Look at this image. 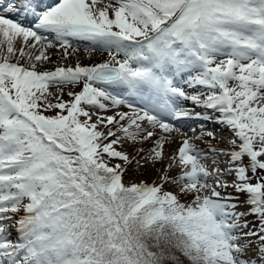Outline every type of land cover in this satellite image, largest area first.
<instances>
[{
	"label": "snow or ice",
	"instance_id": "obj_1",
	"mask_svg": "<svg viewBox=\"0 0 264 264\" xmlns=\"http://www.w3.org/2000/svg\"><path fill=\"white\" fill-rule=\"evenodd\" d=\"M81 48L107 58L65 63ZM207 123L225 148L198 145ZM252 244L264 260V0H0V264H253Z\"/></svg>",
	"mask_w": 264,
	"mask_h": 264
},
{
	"label": "rangeland",
	"instance_id": "obj_2",
	"mask_svg": "<svg viewBox=\"0 0 264 264\" xmlns=\"http://www.w3.org/2000/svg\"><path fill=\"white\" fill-rule=\"evenodd\" d=\"M20 46H21L20 43L17 42L16 47L19 48ZM52 51L54 53L53 60H56V57H57L58 53H55V50H52ZM19 55L20 54L17 53L16 56L13 57V62H15L16 58L19 57ZM89 56H91V58H89ZM106 58H107V53L100 52V51L97 50V51L92 52L91 54H89V53L85 52L83 48H81L79 52L74 53L72 56H70L68 58V60L65 61V63L74 64L77 60H79L83 64H91V63H94V62H97V63L101 62L102 60H104ZM26 62H27L26 58L20 59V63L26 64ZM48 67H51V65H48ZM64 97H67V95L65 94ZM108 114H111V113H108ZM94 119H95V117H94ZM188 135L193 137V138H195V137L200 135V132L198 134H195V135L191 134V133H189ZM218 136L222 137L225 140V142H226L227 138H231L232 137V134L230 136H228V137H225L222 134H219ZM205 142H206L205 144L207 146H209V144H211L212 146L217 147V148H222L223 146L226 145V143L225 144L224 143H219L217 140L209 139V138H208V140H205ZM150 146H151V142L149 141V142H146L143 145H137L136 147L137 148L142 147L145 150H147ZM178 147H179V140H177L176 144H173V145H171V146H169L167 148V153L169 155L174 154ZM125 149L128 151L130 156H137V158H139V156L137 155L136 151L132 147H129V146L125 145ZM170 153H172V154H170ZM142 154L143 153H141V155ZM208 155H209V159L206 160L205 163L211 164L212 163L211 153H209ZM226 159H227L226 157H219L218 158V160H221V161L226 160ZM168 162H171V161L170 160L165 161V163H168ZM245 163H247V159H245ZM221 165H223V163H221ZM161 168H162V165L161 164H157L155 166V168H153L151 166H147L146 169H141V170H139L137 172V171H134L135 165L133 164L132 166L129 167V171H128L127 175L130 177L129 181L135 180V181L138 182L140 179H146L149 182H152L154 179H156V177L158 175L157 169H161ZM179 172H180L179 168H174L173 170L170 171V175L177 176L179 174ZM166 187H171L172 190H175L174 186H166ZM229 190H232V189H229ZM181 199L182 200L183 199H190V197H181ZM247 208H248L247 205H242L238 209V211H246ZM244 219H247V220L251 221V223L249 224V227H252L253 224L257 223L256 218L254 216H251V215H248L246 217H242L241 218V222H243ZM247 230L248 229H243L241 231H247ZM16 235H17L16 232L13 231L12 232V238L15 239ZM251 239L254 240L255 237H252ZM246 255L249 256L247 258L248 260L253 261V264H264V260L261 259L260 254L258 253L256 244H252V246L245 253V256Z\"/></svg>",
	"mask_w": 264,
	"mask_h": 264
},
{
	"label": "bare ground",
	"instance_id": "obj_3",
	"mask_svg": "<svg viewBox=\"0 0 264 264\" xmlns=\"http://www.w3.org/2000/svg\"><path fill=\"white\" fill-rule=\"evenodd\" d=\"M195 110H196L197 112L205 111L204 109H201V108H196ZM216 115H218V114H216ZM191 123L193 124V126H195L197 122L193 121V122H191ZM199 123H203V121H201V122H199ZM207 128L210 129V130H212L213 132H217V133H219V134H223V135H225V137H228V136H230V135L232 134V133L229 131V129H228L227 127H223V126H222L221 124H219V123H207ZM185 131H187L188 134H189V133L194 134V133H196V132H200V129H199V128H196V131H195V132H190V131H188L187 127H185ZM194 139H195V138H194ZM178 140H179V139H178ZM205 140H208V139H207V138H204V139H202V140H196V142L198 143V145H199L200 147H202V148H204V149L207 150L208 146L205 144V143H206ZM222 143L225 144L226 142H222ZM225 147H226V145L223 146L222 148H225ZM170 154H172V153H170ZM220 166L223 167L224 165H220Z\"/></svg>",
	"mask_w": 264,
	"mask_h": 264
},
{
	"label": "trees",
	"instance_id": "obj_4",
	"mask_svg": "<svg viewBox=\"0 0 264 264\" xmlns=\"http://www.w3.org/2000/svg\"><path fill=\"white\" fill-rule=\"evenodd\" d=\"M64 98L68 99L69 97H64ZM129 179H130V177L126 174V177H125L126 182L129 181ZM240 200L241 201L244 200V196L243 195L240 196ZM181 260L183 261V264H190V262L184 257H181Z\"/></svg>",
	"mask_w": 264,
	"mask_h": 264
}]
</instances>
